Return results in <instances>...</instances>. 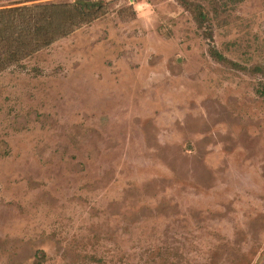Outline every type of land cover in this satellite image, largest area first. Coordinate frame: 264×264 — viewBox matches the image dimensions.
<instances>
[{"label": "rangeland", "instance_id": "1", "mask_svg": "<svg viewBox=\"0 0 264 264\" xmlns=\"http://www.w3.org/2000/svg\"><path fill=\"white\" fill-rule=\"evenodd\" d=\"M103 1L0 73V264H264V0Z\"/></svg>", "mask_w": 264, "mask_h": 264}, {"label": "trees", "instance_id": "2", "mask_svg": "<svg viewBox=\"0 0 264 264\" xmlns=\"http://www.w3.org/2000/svg\"><path fill=\"white\" fill-rule=\"evenodd\" d=\"M105 4L103 0H74L17 8L0 6V73L19 64L38 48L46 47L101 17L105 13ZM186 5L191 9L188 1ZM210 52L221 61L227 59L214 46L210 47ZM40 252L42 256H37L42 260L45 252Z\"/></svg>", "mask_w": 264, "mask_h": 264}]
</instances>
